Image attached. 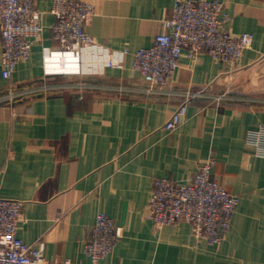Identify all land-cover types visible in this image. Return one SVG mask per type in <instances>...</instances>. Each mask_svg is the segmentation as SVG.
Masks as SVG:
<instances>
[{
  "label": "crops",
  "instance_id": "0c3cea01",
  "mask_svg": "<svg viewBox=\"0 0 264 264\" xmlns=\"http://www.w3.org/2000/svg\"><path fill=\"white\" fill-rule=\"evenodd\" d=\"M35 1L44 30L13 75L21 85L46 77L45 55L59 46L52 0ZM82 1L95 8L85 26L94 43L83 48L82 79L100 87L82 93L62 86L79 76H47L56 90L0 106V197L23 202L18 236L43 242L46 264H89L84 244L105 212L121 230L101 264H264V156L247 143L248 132L264 125V0H224L229 31L254 34L240 63L185 49L167 89L151 92L124 49L151 45L174 0ZM2 51L0 34V90L9 83ZM188 90L208 95L190 100L183 122L168 131ZM226 90L242 103L214 102ZM211 152L212 177L240 196L219 244L198 238L188 221L156 225L148 208L156 178L187 181Z\"/></svg>",
  "mask_w": 264,
  "mask_h": 264
},
{
  "label": "built area",
  "instance_id": "2783aa9c",
  "mask_svg": "<svg viewBox=\"0 0 264 264\" xmlns=\"http://www.w3.org/2000/svg\"><path fill=\"white\" fill-rule=\"evenodd\" d=\"M51 13L56 21L52 25L54 38L59 46L45 55V78L27 84L12 82L20 62L30 58L35 41L42 38L43 13L35 0H0V34L3 42L2 77L9 81L0 90V106L14 105L37 94H47L59 86L47 79L53 75L79 76L80 80L62 85L79 92L94 90L99 84L85 78L82 54L85 45L94 43L86 31L88 19L94 15L92 3L82 0H52ZM231 15L224 0H174L171 16L164 23L166 30L157 34L149 46L125 48L130 56L129 68L138 71L148 83V92L167 89L180 66L182 52L207 50L215 59L234 65L241 62L253 45L254 34L246 32L233 35L228 29ZM110 88L126 90L119 84ZM208 90L186 91L182 104L165 123L168 131L176 129L188 112L190 100L208 95ZM226 90L213 95L214 102L234 99ZM247 143L264 156V125L251 129ZM216 157L211 152L200 164L191 179L183 182L167 177L154 180L148 208L150 217L158 226L188 221L198 238L219 244L230 229L240 196L228 191L212 177ZM23 202L0 197V264H46L45 244H27L17 234ZM121 228L105 212L96 216L91 233L84 244L89 264L101 261L114 249ZM51 264H74L71 259L56 260Z\"/></svg>",
  "mask_w": 264,
  "mask_h": 264
},
{
  "label": "rangeland",
  "instance_id": "374dc122",
  "mask_svg": "<svg viewBox=\"0 0 264 264\" xmlns=\"http://www.w3.org/2000/svg\"><path fill=\"white\" fill-rule=\"evenodd\" d=\"M239 100L237 99H229V100H222L221 103H225V102H228V103H235V102H238ZM238 103H242V101H239ZM260 103H262V105L264 104V100H260Z\"/></svg>",
  "mask_w": 264,
  "mask_h": 264
}]
</instances>
